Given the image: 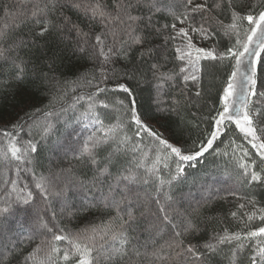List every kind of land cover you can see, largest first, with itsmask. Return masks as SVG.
Instances as JSON below:
<instances>
[{
  "label": "snow or ice",
  "instance_id": "snow-or-ice-1",
  "mask_svg": "<svg viewBox=\"0 0 264 264\" xmlns=\"http://www.w3.org/2000/svg\"><path fill=\"white\" fill-rule=\"evenodd\" d=\"M0 62V87L15 85V113L0 115V264H264V0H13L0 7ZM229 67L204 140L154 127L199 107L205 73ZM142 86L157 115L141 111ZM70 93L77 146L66 167L38 172L43 151L66 147L49 142ZM231 125L253 151L230 141L226 179L177 195L187 168L228 156L214 145Z\"/></svg>",
  "mask_w": 264,
  "mask_h": 264
},
{
  "label": "trees",
  "instance_id": "trees-1",
  "mask_svg": "<svg viewBox=\"0 0 264 264\" xmlns=\"http://www.w3.org/2000/svg\"><path fill=\"white\" fill-rule=\"evenodd\" d=\"M13 0H0V7L4 4H11ZM73 19H76L73 16ZM163 22V19H161ZM211 42H209L208 46H210ZM228 41L225 39L222 41V46H226ZM35 59L38 61L42 59L39 52L35 53ZM3 64V62H0ZM10 66L3 65L0 67V85H4L5 82L9 81V74H10ZM231 68H220L219 70H210V72L205 73L204 79V97L200 103L199 107H191L187 108L181 112L182 120L180 117L176 116H169V117H157L160 121L159 125H155L158 130H166L165 135L171 139V142L176 144H186L191 145L194 141L199 143L201 140L205 139V136L210 133L212 129V121L208 119L209 116L215 114V108L219 106V99L218 94L222 90L223 81L226 79L227 72H230ZM258 80L260 85L264 86V64L258 65ZM34 79L32 76V70L29 68V81ZM27 87L31 88L32 85L29 82ZM15 85L13 84L12 87H0V115H3L5 118L8 117L9 114L14 115V103L15 100L13 98V89ZM168 90V86L165 85V91ZM48 92L43 91L38 94V101L42 102L39 103L38 106L43 107V105L48 103L47 97ZM155 95V88L142 86L141 89L137 92V99L139 101V105L142 112L148 113L149 115H157L153 110L152 98ZM73 103L72 94L70 93L67 100L63 103V107L67 109V111L61 112L60 105L56 106V111L60 113L59 122L57 123V133L56 135L51 137L49 143L56 141L58 138L61 142L67 140L66 147L64 151L57 153L55 157L49 150H45L41 153L39 157L40 164L42 167L38 168L37 171L41 172L47 169L50 166V161L52 164L66 167L68 163V159H71L72 152L69 150V147H75L73 142L79 137L73 135L71 139H68V134L72 132L73 128H75L76 132L82 131V124L77 123V117L80 116V113L83 109L80 105L76 106V109H72L70 105ZM215 106V107H214ZM54 122H56L55 118ZM68 123V127L65 128L64 122ZM87 135V133H84ZM235 140L237 145H242L245 148H249L250 145L244 141L241 134L235 131V126L231 125L230 130L221 137V140L217 141L214 145L215 148H218L221 152L225 151L226 146L230 145V141ZM223 141V142H221ZM67 152V159L64 157V152ZM228 156H214L210 154H206L204 158H202L201 162L196 164L195 168H187L188 172V179L182 184L177 185V195L180 194H187L189 191H196V186L192 184V180L195 179H204L209 182L212 181V177H215L217 180L223 182L226 179V169L230 168L228 163L230 157L232 156V147H227ZM208 174L207 176L205 174ZM8 174L0 175V183L3 182V179L7 178ZM219 186V185H217ZM257 193V198L260 201L258 206H264V193H261L260 189L255 190ZM3 194V189H0V195ZM237 201L232 200L230 198V203L220 202L216 205L217 210H222L223 212H227L229 209L234 208V205ZM58 210V205L56 206ZM215 215L216 213H212ZM99 214L93 213L91 219L98 220ZM13 231H21L19 225H16L12 218H8L5 221ZM231 223V222H230ZM255 223H259L256 221ZM234 228V225H233ZM8 233H5V242L7 240ZM141 243H144V237L141 236ZM128 264H137L135 261H130Z\"/></svg>",
  "mask_w": 264,
  "mask_h": 264
}]
</instances>
